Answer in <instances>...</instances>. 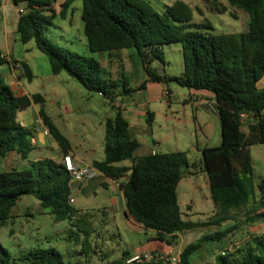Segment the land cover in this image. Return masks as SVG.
<instances>
[{
	"label": "trees",
	"instance_id": "16d2710c",
	"mask_svg": "<svg viewBox=\"0 0 264 264\" xmlns=\"http://www.w3.org/2000/svg\"><path fill=\"white\" fill-rule=\"evenodd\" d=\"M74 1L63 0L56 13L52 6L57 0H14L16 6L25 4L24 11L18 13L16 33L22 44L34 42L37 50L46 56L52 75L65 73L86 91L101 96L114 110L113 117L105 119L111 143L103 147V161L94 162L92 168L111 179L127 174L120 190L131 219L153 231L156 239L171 245L177 232L233 220V212L245 208L251 200L254 205L245 211L247 217L264 210V180L254 186L250 157L253 146L264 145V0H227L231 7L247 16V24L239 33L218 35L208 32L211 25L207 22L191 23L192 9L181 1H174L159 13L145 0H80V19L91 53L111 56L124 49L134 50L148 81L164 83L167 79L150 70L148 64L153 58L163 63V45L179 43L183 70L180 76L168 80L189 91H207L213 95L220 144L201 149L200 166L208 181L215 214L201 223L183 221L177 203L176 188L183 170L189 166L185 152L133 156L138 142L129 136L128 124L114 103L120 95L130 94L134 89L127 88L123 78L117 81L106 78L94 58L61 48L45 36L56 14L65 19ZM0 65L16 67L19 76L27 81L33 78L26 63L7 60L1 51ZM146 82L137 90L144 89ZM32 104L40 106L38 115L42 124L62 155L70 152L69 142L44 112L42 96H18L0 79V159L9 152L25 159L31 152V130L17 123L16 113ZM243 112L254 121L246 133L240 129L239 114ZM126 160L131 162L128 168L116 166ZM71 184V176L62 162L47 158L31 162L23 170L0 171V221L9 218L21 197L37 200L41 212L53 216L55 221L67 220L76 213L69 202ZM256 191L259 199L253 201ZM234 226L185 246L179 254V264H190L191 255L203 242L220 240ZM1 251L0 264L63 263L61 254L54 248L33 250L19 259L20 263L12 262L10 255ZM234 258L217 256L214 264H264V235L251 237L241 261Z\"/></svg>",
	"mask_w": 264,
	"mask_h": 264
},
{
	"label": "crops",
	"instance_id": "0c3cea01",
	"mask_svg": "<svg viewBox=\"0 0 264 264\" xmlns=\"http://www.w3.org/2000/svg\"><path fill=\"white\" fill-rule=\"evenodd\" d=\"M183 3L187 4L186 2ZM56 5H58V3H56ZM24 7L25 4L23 3L16 6L14 4V0H0V39L2 40L4 47V50L0 49V51L2 56L7 60H15L26 63L33 75V78L31 81H27L25 78L19 76V69L14 66L6 65V70L3 72L6 79L5 81L2 80L1 77L0 79L5 82V84H7L18 96H30L32 94L41 95L44 100V112L50 118L59 133L70 144V152L68 155L70 156L72 162L79 167L92 168L94 162L103 161V147L107 142L111 143L108 135L106 134L105 119L107 117H113L114 110H112L106 103L107 107L110 108L109 112L105 106L104 109L100 110L98 115L96 113L95 116L99 120L98 127L96 128L99 131L92 136L86 135L85 132L77 130L79 127L85 125V122L82 121L86 120H77V122L81 124L75 126L74 123L71 125L67 118L69 115H73L77 111L75 103L67 101L68 93L71 89H75L79 92V89H77L75 85L76 83H74L76 82L74 79L70 78L63 72L53 76L50 71L47 75L43 76V80L40 81V86H38V89H42V92L38 90L37 93L36 90L34 92V90L30 88L36 75L33 74L31 65L27 62V60L23 59L24 57L19 56L17 51H14L12 48V44L15 45L16 41H19V36L16 33L18 13L19 10H23ZM190 8L192 9V7ZM234 10V15H236L237 20H239L240 23L243 22L244 24H247V16L236 9ZM243 30L244 28L241 27V31ZM135 55L137 56L136 53ZM135 55L134 53H128L123 56L120 53H114L111 56L108 55V60L104 63L105 66H103V64H99L104 70L106 78L111 81H117L119 78H123L127 84V88L134 89L132 93L120 95L117 99H115V102L119 103L118 110L128 124L129 136L138 142V148L134 151L133 156L140 157L153 155L154 153H165L157 152L155 149V145H158V149H160L166 144L163 139L157 137L154 133L153 124L157 115H166V107H169L170 103L168 87L163 83L149 82L140 58L137 56L140 61V63H138V59H135ZM116 56L118 57V60H113L112 58ZM125 62H129L128 69L125 68ZM139 72V79L141 82H133L132 84L131 82H128L125 77L126 74L134 75ZM142 73L145 74V77H142ZM22 80H25L27 86L29 87H24V85H22ZM145 81H147L145 88L137 90V87ZM45 90L47 92H45ZM46 93L51 95L49 107L47 104L48 100ZM189 93L191 96L195 97L193 106L198 110L194 116L195 130L197 127V130L200 132L204 141L201 142L202 144H200L199 147H192L189 142H187V152L185 153L195 151L201 155V149L210 147L207 146V141H209V139L212 140V137L216 135L219 121L217 114L210 111L208 107L209 104H214L213 95L210 92L190 90ZM39 108V105L32 104L26 109L18 111L16 113V121L21 127L29 128L31 130V136H29V143L32 147L31 152L39 147H44L51 154L50 156H45L42 159L47 158L56 162H61L63 155L60 151L59 145L52 139L47 128L42 124L38 115ZM162 110L164 111L163 113ZM74 119H77V117ZM253 122L252 118L246 116L241 122V131L246 133L248 126ZM102 125L104 126L103 130H101ZM45 131H47L48 134H44ZM48 142L51 144L50 147L47 146ZM175 149L176 150L172 151H182L178 150L179 148ZM27 156L25 159H22L17 153L9 152L5 157L0 159V163L2 162V164L4 163L5 165H13L12 161L14 160L16 165L19 163V160L21 162L23 160H27ZM37 160H40V158L36 156L33 161ZM31 162L32 161H29L28 165ZM187 163L189 166L183 170L182 177L176 188L177 203L181 219L183 221L201 223L213 217L215 214V208L210 199V193L207 197H201L198 195L197 191L195 192L196 188L199 192V187L196 185L193 178L196 176L198 171L202 172L201 166L199 165V169L197 171L192 167L188 158ZM130 165V160L116 164L117 167L125 168H128ZM8 169L12 170L16 168H14V166H10ZM202 174L204 185L209 190L207 178L203 172ZM126 177L127 174L118 179H111L98 172L93 178L78 183L76 189L71 191L73 198V203H71V205L77 204V200L74 196L83 195L87 205H90L91 207L95 205V208H91V210H101L103 214L112 213L115 221L120 223L123 230L122 232L124 233V238L119 233L116 237L122 246L121 256L123 259L131 254L141 252L159 253L170 257H177L185 246L193 242L195 243L201 236L204 237L202 233H206L207 229L213 228V230H215L221 229L222 227L226 229L232 227L233 225L236 226V222L229 219L220 222L219 225L177 232L174 235L173 243L168 245L165 241L156 239L153 231L144 229L127 215L125 211L124 198L120 190V185L126 182ZM189 191H191V194H189ZM190 195L194 197H190ZM256 196H258V193ZM31 198L32 197H21L17 203L23 202V204L28 205V202L32 200ZM181 205L184 206V211L181 210ZM74 210L76 213L80 212L79 209L74 208ZM263 214L264 210H260L252 217L248 216L250 219L247 223L240 222L238 229L237 226H234V230L228 235L220 240H215L217 242L225 241L226 244L222 248H213V251L211 250L213 252L211 255H209V252L211 251L208 250L200 257L196 256V252H194L190 257V264H214L217 256L224 254L236 256L241 254L242 248L250 244L251 237L260 236V233H262L259 230L260 228H264ZM242 220L243 219H240V221ZM209 232L210 233L208 235L213 234L211 233L212 231ZM239 234L242 236L241 239L233 241V237L235 235L239 236ZM199 250L200 249L197 251Z\"/></svg>",
	"mask_w": 264,
	"mask_h": 264
},
{
	"label": "rangeland",
	"instance_id": "374dc122",
	"mask_svg": "<svg viewBox=\"0 0 264 264\" xmlns=\"http://www.w3.org/2000/svg\"><path fill=\"white\" fill-rule=\"evenodd\" d=\"M63 0H57V3H61ZM152 8L157 12L162 13L165 6L172 4L174 1L186 2L192 7L191 23H209L211 29L208 30L210 34H232L241 31V27L244 28V23L237 20L234 15V8L231 7L227 0H145ZM52 9L59 12V6L53 5ZM224 9V10H223ZM24 11V9H23ZM49 12H47L48 14ZM81 15V1L76 0L72 3L68 11L66 12V19H61L57 14L52 20V24L47 28L45 36L55 45L76 52L86 57H92L100 64L107 62V53H91L86 45V39L83 32V23L80 19ZM231 15H234L233 18ZM242 24V25H241ZM13 50L17 51V54L31 65V70L36 76L33 79V83L30 88L32 90H38L42 92V89H38L40 81L43 80V76L50 72V66L48 60L44 54H42L34 45L33 41H29L26 44H22L20 41H16V44H12ZM0 49L4 50L3 42L0 39ZM123 56L128 53H134L131 49H124L119 52ZM163 63L156 58L151 60L148 64L150 70L154 73L165 77L167 80L163 84L168 87L169 91V107H166V115H157L153 124L154 133L157 137H160L165 141V146L158 149V145H155L157 152H175V148L187 152L186 144L189 142L192 147H199L201 142L204 141L200 132L195 130L194 116L198 111L193 106L195 97L191 96L189 90L177 85L174 81L168 80L170 77L180 76L183 70L181 47L179 43L165 44L161 48ZM16 56V55H14ZM151 57L150 55H148ZM111 59V58H110ZM113 60H118V57H113ZM135 59H138L135 55ZM150 60V59H149ZM138 63H140L138 59ZM129 62H125V68L128 69ZM6 70V65H0V77L5 81L6 77L3 72ZM51 75V74H49ZM142 77H145L142 73ZM54 76V75H53ZM52 76V77H53ZM140 72L134 75L126 74L128 82H141L139 79ZM57 79V78H55ZM143 80V79H142ZM5 83V82H4ZM76 83L77 89H71L68 93L67 101L75 103L77 109L75 116L69 115L68 120L70 124L75 126L81 124L77 120L82 119L86 121L84 126L79 127L77 130L83 131L86 135H94L99 130V120L96 113L103 110L106 106L109 112L110 108L107 107L104 99L97 93L86 91L78 82ZM22 85L27 86L25 80H22ZM45 92H47L45 90ZM47 104L49 107V100L51 95L47 94ZM164 111L162 110V113ZM77 119H74L76 118ZM214 117V116H213ZM84 118V119H83ZM94 125V126H91ZM104 126H101V130ZM220 144V129L218 124L217 133L212 140L207 141V146L214 147ZM48 147L51 144L48 142ZM166 148V149H164ZM50 152L44 147H39L33 150L28 156L27 160L15 165H5L0 163V171L10 170V166H14L17 170H23L28 167V162L34 160L36 156L42 160L45 156H50ZM252 176L254 186H256L261 180H264V145L258 144L251 148L250 151ZM189 162L192 167L198 171L201 155L195 151L186 153ZM201 175V176H199ZM199 196H209V190L204 185L203 174L198 171L193 178ZM91 194V193H90ZM191 194V191H189ZM257 191L254 193L252 199L257 201L259 196ZM190 197H194L190 195ZM77 200V204L72 205L73 208L79 209V213H75L73 216L64 221H55L54 217L41 212L39 203L37 200L31 198L32 202H28V205L23 202H18L15 208L11 211V215L4 221H0V256H2V250L7 252L12 262H19L27 253L36 249L54 248L62 256V264H123L124 259L121 256V245L117 239V234H121L122 227L118 221H115L113 214H103L101 210H91L90 205L86 204L83 195L74 196ZM251 200V199H250ZM249 205L242 208L239 211L233 212L232 219L236 222L237 229L239 223H247L248 218L244 213L248 209L253 208L252 200ZM181 210L184 211V206L181 205ZM256 214V213H255ZM255 214H251L252 217ZM240 219H243L240 221ZM196 220V219H194ZM234 224V223H233ZM215 234L217 232L225 230L209 228L207 229ZM206 230V233H202L204 237L210 232ZM202 231V230H201ZM263 235L264 228H260ZM208 232V233H207ZM241 234L235 235L233 241L240 240ZM203 236L200 237V239ZM199 241V239L197 240ZM196 241V242H197ZM194 243V242H193ZM191 243V244H193ZM116 244V245H115ZM226 244L225 241H212L208 240L202 243V247L199 251H196V256H202L207 250L213 251V248L223 247ZM247 246V245H246ZM246 246L242 248V252L233 258L237 261H241L246 253ZM209 252L211 253L213 252ZM225 255V254H224ZM228 260H232V257L225 255ZM214 262V261H213ZM20 263V262H19ZM215 263V262H214Z\"/></svg>",
	"mask_w": 264,
	"mask_h": 264
},
{
	"label": "built area",
	"instance_id": "2783aa9c",
	"mask_svg": "<svg viewBox=\"0 0 264 264\" xmlns=\"http://www.w3.org/2000/svg\"><path fill=\"white\" fill-rule=\"evenodd\" d=\"M19 12L21 13L23 12V10L20 9ZM114 107L119 108V103L115 102ZM208 107L210 111L216 113L214 104H209ZM246 116H247L246 113L244 112L240 113L239 121L242 122ZM44 134H48V132L45 131ZM61 162L65 170L71 176V183L73 182L81 183L87 181L93 178L94 176H96L98 173L95 169L91 167H79L78 165L74 164L69 155L63 156ZM69 202L73 203V198H71ZM151 261L166 262L168 264H179V256L170 257L159 253L141 252V253H134L129 255L124 259L123 264H141V263H148Z\"/></svg>",
	"mask_w": 264,
	"mask_h": 264
},
{
	"label": "water",
	"instance_id": "95a60500",
	"mask_svg": "<svg viewBox=\"0 0 264 264\" xmlns=\"http://www.w3.org/2000/svg\"><path fill=\"white\" fill-rule=\"evenodd\" d=\"M46 14H47V13H46ZM47 15H51V13L49 12ZM77 185H78L77 182H73V183L71 184V187H70L71 191L75 190L76 187H77ZM127 215L129 216V213H127Z\"/></svg>",
	"mask_w": 264,
	"mask_h": 264
}]
</instances>
